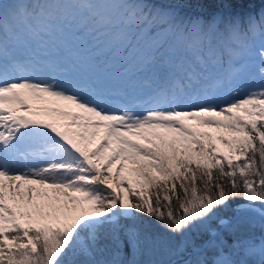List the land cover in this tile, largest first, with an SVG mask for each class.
<instances>
[{"label": "snow or ice", "instance_id": "6c2138e0", "mask_svg": "<svg viewBox=\"0 0 264 264\" xmlns=\"http://www.w3.org/2000/svg\"><path fill=\"white\" fill-rule=\"evenodd\" d=\"M246 2L185 15L149 0H0V264H264V0L232 11ZM67 7L108 44L149 38L130 89L6 54L4 38ZM157 247L196 258H137Z\"/></svg>", "mask_w": 264, "mask_h": 264}, {"label": "trees", "instance_id": "16d2710c", "mask_svg": "<svg viewBox=\"0 0 264 264\" xmlns=\"http://www.w3.org/2000/svg\"><path fill=\"white\" fill-rule=\"evenodd\" d=\"M149 2L160 6L179 4L182 6L180 11L185 15H199L201 13L207 15L220 10L215 0H149ZM261 6V0H247L243 6L234 5L232 11H256ZM67 8L63 11L59 8L50 9V15L45 17L34 31L14 36V43L30 47L39 40L38 36L41 34H66L68 36L66 43L71 52L80 51L81 57L84 54L87 56L88 52L91 59V61L87 59L84 65L78 66L81 69H77V80L114 90L130 89L140 79L142 55L146 51L149 38L139 31H134L124 42L118 45L108 44L94 32L86 14L79 15ZM63 51H67V47H64ZM242 202L236 199L231 203L235 205ZM224 215H231V212ZM212 226L218 227L217 222L213 221ZM254 231L258 235L260 230L256 228ZM207 236L208 234L204 233L200 240L196 241V244H202ZM224 236L227 241L234 238L227 232L224 233ZM212 251H208L206 255L211 254Z\"/></svg>", "mask_w": 264, "mask_h": 264}, {"label": "rangeland", "instance_id": "374dc122", "mask_svg": "<svg viewBox=\"0 0 264 264\" xmlns=\"http://www.w3.org/2000/svg\"><path fill=\"white\" fill-rule=\"evenodd\" d=\"M68 8H70L69 9V11H71V12H76V13H78L79 15H82L83 13L82 12H80L79 10H77V9H75L74 7H68ZM67 8V9H68ZM68 11V12H69ZM70 13V12H69ZM134 32V31H133ZM132 32V33H133ZM131 35L129 34V37H130ZM41 40L43 41V42H45V43H51V44H58V38L55 36V35H43V36H41ZM161 39H162V37H161ZM159 41H157V43H158ZM122 46V45H121ZM141 48V47H140ZM5 49H7V47L5 48ZM37 51H34V52H29L30 54H29V56H28V58H26L25 60H27V61H30L32 64H35V65H40L41 64V58L39 57V55H40V53H41V48L40 47H38L37 49H36ZM20 59H22V60H24L23 58H20ZM71 64V61L70 60H68V59H66V60H64V61H62V66H68V65H70ZM41 66V65H40ZM207 130H210V131H214L213 129H207ZM10 201V200H9ZM14 211H16L17 209H13ZM146 222H150V224H151V228H150V232H151V234H153V235H156V236H159V237H161V238H164V239H170L171 238V234L170 233H167L163 228H161V227H159L157 224H156V222H155V220H151L149 217H147V218H143ZM244 234L245 235H247L248 234V230H247V228H246V231L244 230ZM193 236H194V238H195V242L197 241V240H200V238H201V236L202 235H200L199 237H196V234L195 233H193ZM180 237L179 236H177V237H175L174 238V240H172V246L174 247L175 246V244H177L179 241H180ZM234 239V238H233ZM233 239L232 240H230V241H227V244L228 245H231L232 244V242H233ZM191 248H188L187 249V251L186 252H188L189 250H190ZM229 251V248L228 247H225V252H228ZM185 252V253H186ZM185 253H182L179 257H181V256H183ZM215 251L213 250L212 252H211V254H209V255H207V258L209 259V260H211V259H213L214 257H215ZM123 256H124V258H126V259H129V258H131V254H130V250H129V248H128V246H127V241L125 240V244H124V248H123ZM138 259H143V260H145V261H162V260H169V259H176V258H178L177 256H174V255H170L166 250H164V249H161L160 247H157V248H155V249H152V248H149L145 253H144V255L142 256V257H137ZM196 258V256H193V257H189V258H187L186 260H188V259H195Z\"/></svg>", "mask_w": 264, "mask_h": 264}, {"label": "bare ground", "instance_id": "6f19581e", "mask_svg": "<svg viewBox=\"0 0 264 264\" xmlns=\"http://www.w3.org/2000/svg\"><path fill=\"white\" fill-rule=\"evenodd\" d=\"M45 189L49 192L50 196H54L56 194L54 192V190L47 188V186H45ZM77 195H79V194L77 193ZM43 199H44L43 197H37L36 198L37 204L43 206V204H42ZM9 202H11V201H9ZM53 203H55V201H53Z\"/></svg>", "mask_w": 264, "mask_h": 264}, {"label": "water", "instance_id": "95a60500", "mask_svg": "<svg viewBox=\"0 0 264 264\" xmlns=\"http://www.w3.org/2000/svg\"><path fill=\"white\" fill-rule=\"evenodd\" d=\"M208 239H210V236H208L206 240H208ZM192 253H193V250H191L188 254H192ZM188 254L185 255L182 259L187 258L188 257ZM178 259H181V258H178Z\"/></svg>", "mask_w": 264, "mask_h": 264}]
</instances>
